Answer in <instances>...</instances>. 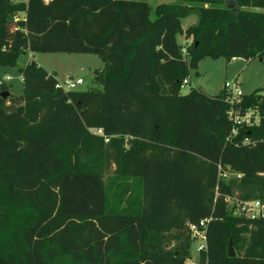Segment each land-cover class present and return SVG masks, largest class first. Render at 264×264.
<instances>
[{"label":"trees","instance_id":"trees-1","mask_svg":"<svg viewBox=\"0 0 264 264\" xmlns=\"http://www.w3.org/2000/svg\"><path fill=\"white\" fill-rule=\"evenodd\" d=\"M27 51L103 65L86 90L34 59L22 94L0 82V264H193L201 220L196 264H264V216L241 210L264 200V88L236 105L259 124L224 88L181 92L201 58L264 64V0H0V67Z\"/></svg>","mask_w":264,"mask_h":264},{"label":"rangeland","instance_id":"rangeland-1","mask_svg":"<svg viewBox=\"0 0 264 264\" xmlns=\"http://www.w3.org/2000/svg\"><path fill=\"white\" fill-rule=\"evenodd\" d=\"M147 1L153 6L160 3V0ZM197 21V15H191L182 20V27L188 28ZM177 38L183 45L190 42L187 41L183 33H179ZM29 54V51L23 53L15 67H0V82H5L9 87V91L14 95L23 93L24 86L19 67L25 65ZM32 59L40 63L49 72H53L60 83H64L70 77L75 80L82 78L84 84L79 85L77 89L84 90L94 85L93 71L103 65L99 56L90 53L39 52L35 53ZM195 63L196 67H190V73L187 77L190 85L181 89L182 94H187L192 88H197L207 94L215 95L224 88L226 82L235 80L240 82L241 89L245 94L264 88V64L258 59L234 58L229 61L224 57L217 59L204 57ZM235 200V198H231L228 201L232 203ZM203 243L204 239L202 237L193 238L191 245L192 258L190 259L193 264L199 260V248Z\"/></svg>","mask_w":264,"mask_h":264},{"label":"built area","instance_id":"built-area-1","mask_svg":"<svg viewBox=\"0 0 264 264\" xmlns=\"http://www.w3.org/2000/svg\"><path fill=\"white\" fill-rule=\"evenodd\" d=\"M84 83V80L82 78L75 79H68L64 83H59L57 86H61L65 89H74L77 86ZM188 80H184L183 86H189ZM224 89L227 92V101L231 105V109L229 111V117L232 119L234 124H259L261 122V115L258 111L255 110H248L245 113H241L239 109L236 107L237 104H239L242 100L243 95L245 94L243 90L241 89L240 83L235 80L231 82H226L224 85ZM101 133V130H98ZM233 134H236V128H233L232 130ZM232 173L230 171H226L224 173L225 176H230ZM240 177V175H237ZM241 210L245 214L249 216H264V200H251V201H244L241 204ZM201 227L203 228H197L195 226H192L193 229V235L196 237H202L204 239V243L200 246L199 250L206 248V226L207 221L201 220L200 222Z\"/></svg>","mask_w":264,"mask_h":264},{"label":"water","instance_id":"water-1","mask_svg":"<svg viewBox=\"0 0 264 264\" xmlns=\"http://www.w3.org/2000/svg\"><path fill=\"white\" fill-rule=\"evenodd\" d=\"M190 67L195 68V67H196V63H195V62H192V63L190 64ZM70 79H72V77H70ZM10 94H11V93H10L9 91H4V92L1 93V96H2L3 98H5V97L9 96ZM228 255H229L230 257H234V256H235V251H234V248H233V243H232V241L229 242Z\"/></svg>","mask_w":264,"mask_h":264},{"label":"crops","instance_id":"crops-1","mask_svg":"<svg viewBox=\"0 0 264 264\" xmlns=\"http://www.w3.org/2000/svg\"><path fill=\"white\" fill-rule=\"evenodd\" d=\"M184 30L186 29V28H183ZM187 39V41L189 42L190 41V39H188V38H186ZM187 43V42H186ZM185 43V44H186ZM29 56L27 57V59H26V61H29L30 59H32V58H34V53H32L31 51H29ZM234 59V58H233ZM40 64V63H39ZM53 73V72H52ZM73 78V77H72ZM70 79V78H69ZM74 79V78H73ZM3 82V81H2ZM240 83V82H239ZM84 84V83H83ZM190 84V83H189ZM241 85V84H240ZM10 92V91H9ZM11 93V92H10ZM196 264V263H195Z\"/></svg>","mask_w":264,"mask_h":264}]
</instances>
